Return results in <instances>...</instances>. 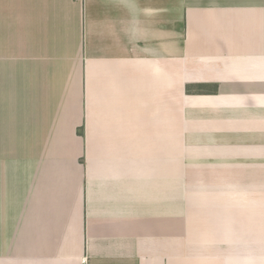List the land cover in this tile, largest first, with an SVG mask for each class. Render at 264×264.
Listing matches in <instances>:
<instances>
[{"label":"crops","instance_id":"0c3cea01","mask_svg":"<svg viewBox=\"0 0 264 264\" xmlns=\"http://www.w3.org/2000/svg\"><path fill=\"white\" fill-rule=\"evenodd\" d=\"M0 264H264V0H0Z\"/></svg>","mask_w":264,"mask_h":264}]
</instances>
